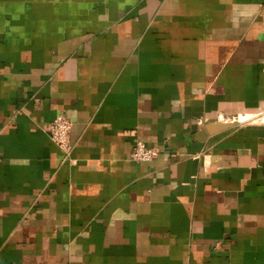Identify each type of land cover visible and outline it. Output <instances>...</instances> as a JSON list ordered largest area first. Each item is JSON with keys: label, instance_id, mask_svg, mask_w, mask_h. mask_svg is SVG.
<instances>
[{"label": "crops", "instance_id": "0c3cea01", "mask_svg": "<svg viewBox=\"0 0 264 264\" xmlns=\"http://www.w3.org/2000/svg\"><path fill=\"white\" fill-rule=\"evenodd\" d=\"M261 114L264 0H0V264H264Z\"/></svg>", "mask_w": 264, "mask_h": 264}, {"label": "built area", "instance_id": "2783aa9c", "mask_svg": "<svg viewBox=\"0 0 264 264\" xmlns=\"http://www.w3.org/2000/svg\"><path fill=\"white\" fill-rule=\"evenodd\" d=\"M71 121L63 113H58L45 126L44 131L50 140L64 153L68 154L72 149L70 143ZM159 153L156 146H149L143 140H136L132 148V159L135 162H150Z\"/></svg>", "mask_w": 264, "mask_h": 264}, {"label": "bare ground", "instance_id": "6f19581e", "mask_svg": "<svg viewBox=\"0 0 264 264\" xmlns=\"http://www.w3.org/2000/svg\"><path fill=\"white\" fill-rule=\"evenodd\" d=\"M249 117H241L240 120H245V119H248Z\"/></svg>", "mask_w": 264, "mask_h": 264}, {"label": "rangeland", "instance_id": "374dc122", "mask_svg": "<svg viewBox=\"0 0 264 264\" xmlns=\"http://www.w3.org/2000/svg\"><path fill=\"white\" fill-rule=\"evenodd\" d=\"M258 117H260V118H263V119H264V114H261V115H259Z\"/></svg>", "mask_w": 264, "mask_h": 264}]
</instances>
